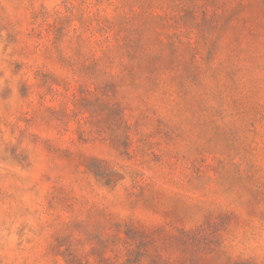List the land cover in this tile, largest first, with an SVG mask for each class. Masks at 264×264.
Returning a JSON list of instances; mask_svg holds the SVG:
<instances>
[{
    "label": "rangeland",
    "instance_id": "obj_1",
    "mask_svg": "<svg viewBox=\"0 0 264 264\" xmlns=\"http://www.w3.org/2000/svg\"><path fill=\"white\" fill-rule=\"evenodd\" d=\"M242 261L264 264V0H0V264Z\"/></svg>",
    "mask_w": 264,
    "mask_h": 264
},
{
    "label": "trees",
    "instance_id": "obj_2",
    "mask_svg": "<svg viewBox=\"0 0 264 264\" xmlns=\"http://www.w3.org/2000/svg\"><path fill=\"white\" fill-rule=\"evenodd\" d=\"M188 236H189V234H187L185 231H181L178 235L176 234V235L169 236V240L168 241H169V243L170 242L173 243V242H175V241H177L179 239H184L185 237H188ZM132 240L136 242L138 240V238L134 237V238H132ZM169 243H167V244H169ZM142 256L143 255H140L139 252L132 251V252L129 253V259L128 260L131 263V261H134V258H136V257L137 258H141ZM158 260L162 261V258L159 257ZM179 264H186V263L185 262H181ZM235 264H255V263H253L251 261H242V262H237Z\"/></svg>",
    "mask_w": 264,
    "mask_h": 264
}]
</instances>
